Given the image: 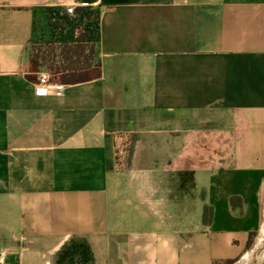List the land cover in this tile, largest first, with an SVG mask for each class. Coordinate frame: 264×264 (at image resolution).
<instances>
[{"label":"crops","instance_id":"obj_1","mask_svg":"<svg viewBox=\"0 0 264 264\" xmlns=\"http://www.w3.org/2000/svg\"><path fill=\"white\" fill-rule=\"evenodd\" d=\"M263 196L264 0H0V264H264Z\"/></svg>","mask_w":264,"mask_h":264},{"label":"trees","instance_id":"obj_2","mask_svg":"<svg viewBox=\"0 0 264 264\" xmlns=\"http://www.w3.org/2000/svg\"><path fill=\"white\" fill-rule=\"evenodd\" d=\"M78 11H88L87 8H81L78 9ZM89 19L91 22L98 26V15L93 13H88ZM97 31L95 32V35L97 36ZM80 40H78L77 43L72 45H62L59 49V57L61 62L58 64V74L59 77L57 79L58 82L61 83H78L85 80L90 79V75L86 70L92 68V66L96 65V58H95V49L94 45L87 46L84 43H82ZM86 50H88L86 52ZM39 56L33 57V53L31 54V60L32 62L36 63L39 59ZM84 70L82 73H77V70ZM116 145H119V142H116ZM116 153L119 152L118 146H116ZM118 159V157H117ZM251 243V239H250ZM231 261H227L225 264H229ZM214 264H219L218 262H214Z\"/></svg>","mask_w":264,"mask_h":264},{"label":"rangeland","instance_id":"obj_3","mask_svg":"<svg viewBox=\"0 0 264 264\" xmlns=\"http://www.w3.org/2000/svg\"><path fill=\"white\" fill-rule=\"evenodd\" d=\"M56 50H57L56 47H51L50 49L49 48H43V47H35L34 48L33 57H35L36 55L40 57L37 60L38 62L35 63L36 65H38V67H36V68H38L37 69L38 71H41L42 69H47V70L51 71L52 75H55L58 73V70L55 69V66L52 65L51 62H47V60H46L47 56L50 54L54 55L56 53ZM138 141H139L138 138L134 139V140L132 139L131 141H129V143L122 145V147L120 149V155L123 158H125V160L129 156V157H131L130 161H132L134 159L133 156H135L136 153L140 152L141 155H143V154H145V152H148V150L147 151L145 150L144 146H139ZM249 247H250V252L248 254V257H250V258L255 257V258H258V260H264V196H263V200H262V224H261V228L258 231V233H256L252 237Z\"/></svg>","mask_w":264,"mask_h":264},{"label":"built area","instance_id":"obj_4","mask_svg":"<svg viewBox=\"0 0 264 264\" xmlns=\"http://www.w3.org/2000/svg\"><path fill=\"white\" fill-rule=\"evenodd\" d=\"M74 9L75 8L73 6H68L66 7V13L69 15H73ZM50 78L51 75L48 72H42L39 74L37 82L35 84V92L37 95H46L63 88L62 84L53 83Z\"/></svg>","mask_w":264,"mask_h":264}]
</instances>
